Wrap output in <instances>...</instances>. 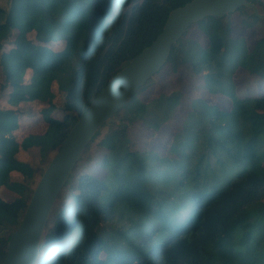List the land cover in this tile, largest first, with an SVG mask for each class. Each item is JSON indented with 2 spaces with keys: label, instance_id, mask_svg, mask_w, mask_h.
<instances>
[{
  "label": "trees",
  "instance_id": "obj_1",
  "mask_svg": "<svg viewBox=\"0 0 264 264\" xmlns=\"http://www.w3.org/2000/svg\"><path fill=\"white\" fill-rule=\"evenodd\" d=\"M189 1L0 0V91L8 89V103L42 106L41 117L55 109L53 85L64 95L61 118L37 119L20 143L13 132L21 111L0 108V188L13 196L0 199V264L33 192L10 173L40 177L108 80ZM248 2L264 14V0ZM233 14L242 26L264 27L246 7L206 17L184 32L155 75L182 71L202 78L210 93L189 102L161 153L139 146L135 125L160 134L185 96L159 90L141 101L155 76L94 135L58 194L35 264H264V35L248 47L233 36ZM194 26L205 46L186 38ZM10 39L13 48L4 51ZM237 70L253 92L238 93ZM19 148H37L40 166L19 162ZM87 156L98 159L101 176L81 172Z\"/></svg>",
  "mask_w": 264,
  "mask_h": 264
},
{
  "label": "water",
  "instance_id": "obj_2",
  "mask_svg": "<svg viewBox=\"0 0 264 264\" xmlns=\"http://www.w3.org/2000/svg\"><path fill=\"white\" fill-rule=\"evenodd\" d=\"M240 7L264 19V14H259L248 0H191L168 13L161 32L150 45L108 80L70 128L33 188L20 225L7 242L1 264L36 263L40 241L58 194L94 135L104 124L113 121V116L138 89L154 78L164 66L171 47L191 25L206 17L223 18Z\"/></svg>",
  "mask_w": 264,
  "mask_h": 264
},
{
  "label": "rangeland",
  "instance_id": "obj_3",
  "mask_svg": "<svg viewBox=\"0 0 264 264\" xmlns=\"http://www.w3.org/2000/svg\"><path fill=\"white\" fill-rule=\"evenodd\" d=\"M117 3H119L121 0H115ZM0 5L3 7H6V3L0 2ZM231 21L233 23V36H238L245 41L246 45L248 47H251L252 44L259 39L261 36L264 35V27L260 25L259 23L255 24L253 28H248L245 26H242L239 22V18L236 14H233L231 16ZM186 38L190 40H194L200 45L205 46L207 41L206 37L203 35V33L197 28L192 27L189 32L186 35ZM26 39L33 40L34 39V33L30 32L26 35ZM13 39H10L9 42L5 43L3 45V50L7 51L11 48H13L12 44ZM31 78V71H26L24 74L23 81L25 83H29ZM233 85L235 86L238 93L242 92H249V89H251V82L249 81V76L245 71L237 70V72L232 77ZM0 81H1V75H0ZM155 86L153 88L147 89L144 93H142L139 96V99L143 102L150 101L159 90H161L165 94H169L171 92H180L182 93L185 98L183 99L182 105L179 108H176L171 114L168 123L164 126L163 131L155 136H150V132L146 130L141 124H136V130H138L137 135L139 137V146L147 151H151L154 153H161L163 150V144L165 141L169 138L172 130L177 127L180 122L182 121L184 110L187 108L190 101L194 99H198L200 97H208L210 96V93L206 89L202 78L197 76H190L188 74L183 73L182 71H179L175 75H171L168 70L165 68L163 69L157 76H155ZM255 88H257L256 83H253ZM260 89V86L258 85V88ZM1 92V91H0ZM52 92L54 94V100L53 103L55 105L54 110H47L43 115H39L41 112L42 106H30L29 104L21 105L20 107H13L8 103V89L5 90L3 93L1 92L0 95L2 97L0 98V108L1 109H7V110H19L21 111V115L17 118L19 129L17 131L15 130L13 133L16 135V139L18 141L21 140L22 137L26 136L30 129L32 128V125L35 123L37 119L43 118L44 116H53L56 118H61V108L64 101V95L59 94L56 90V86L53 85ZM253 91H250L251 93ZM221 106H224L225 99L220 96H212ZM20 108V109H19ZM34 131L40 132L41 129L38 126L34 125ZM108 131V127H104L101 130V135L103 136ZM55 152L51 156H53ZM16 158L19 161L24 162L25 164H29L30 166L37 168L40 166V157H39V151L38 149H29V150H21L18 151L16 154ZM94 159V158H93ZM86 163H84L83 167L81 168V172L85 171L93 175L101 176L103 174L100 166L98 165V159L94 160V162L90 159V156L86 157ZM92 161V162H91ZM18 173V172H17ZM14 173L10 177L12 181H16L19 183H24L29 188H34L36 183L39 180V176H35L33 179L24 181L21 174ZM13 198V196H10L4 188H0V199L3 201H9ZM42 240L40 241V243Z\"/></svg>",
  "mask_w": 264,
  "mask_h": 264
},
{
  "label": "crops",
  "instance_id": "obj_4",
  "mask_svg": "<svg viewBox=\"0 0 264 264\" xmlns=\"http://www.w3.org/2000/svg\"><path fill=\"white\" fill-rule=\"evenodd\" d=\"M23 105H24V104H23ZM33 105L35 106L36 104H30V103H29V107H30V106H33ZM36 106H38V105H36ZM19 107H20V106H19ZM19 109H20V108H19ZM16 131H17V130H16ZM29 132H30V131H29ZM28 135H29V133H28L26 136L22 137L20 141H18V140L16 139L17 137H16L15 133H13L14 138H15V139L17 140V142H19V143H20L25 137H27ZM31 149H37V148H31ZM21 150H23V149L19 148L18 151H21ZM15 158H16V155H15ZM16 159H17V158H16ZM18 161H19V160H18ZM19 162H22V161H19ZM22 163H24V162H22ZM14 173H17V172H11V173H10V177H11L12 174H14ZM17 174H18V173H17ZM15 182H16V181H15Z\"/></svg>",
  "mask_w": 264,
  "mask_h": 264
}]
</instances>
